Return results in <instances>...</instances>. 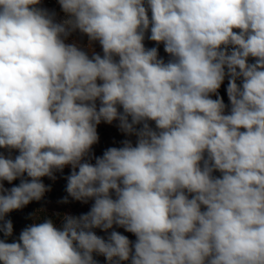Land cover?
<instances>
[{
    "label": "clouds",
    "instance_id": "9594fccd",
    "mask_svg": "<svg viewBox=\"0 0 264 264\" xmlns=\"http://www.w3.org/2000/svg\"><path fill=\"white\" fill-rule=\"evenodd\" d=\"M56 2L0 0V264H264V0Z\"/></svg>",
    "mask_w": 264,
    "mask_h": 264
},
{
    "label": "rangeland",
    "instance_id": "374dc122",
    "mask_svg": "<svg viewBox=\"0 0 264 264\" xmlns=\"http://www.w3.org/2000/svg\"><path fill=\"white\" fill-rule=\"evenodd\" d=\"M43 6L47 7L49 9H55L56 12L59 14V18H63V13L60 11L59 5L56 2V0H43ZM86 42V38H85ZM146 46L147 47H152L154 46L152 42L146 41ZM96 51H100L99 46H96ZM160 55L166 57V54L163 51V46H160L159 49ZM227 81H225V84L222 85L220 89V94L223 96L225 103H228L227 95L225 92ZM98 133L100 136V142L99 144L94 146V151L97 156H100L103 154V151L108 148V147H119L120 146V141L123 140L125 137L118 131V129L114 125H107V124H101L98 126ZM134 139V138H133ZM0 151H3L0 149ZM18 154V153H14ZM70 169L65 168L64 174L67 175L69 174ZM43 182L46 185H51L52 190L48 193L45 194V197L42 201L40 202H32L28 206H26L23 210H20V224L14 221V236H18L19 232L22 228L30 224L32 221L28 219L27 217L29 216L30 213L35 212L37 209L44 208L45 209V214L49 217H52V214L55 212L59 213H70L72 215H80L82 213H86L89 208H90V203L87 205L81 204L79 202H70L69 204H59L57 201H59L63 196L66 195L65 192V186H66V180L63 178V176L60 173H57V180L52 181L49 180L47 177L43 178ZM19 181H14L13 184H18ZM12 185L7 184L5 182V187H11ZM54 219H57L55 217H52ZM57 223H59V220L57 219ZM17 230L15 231V229ZM120 231L122 234L127 235L130 240H135V236L132 235L131 233H126L124 232L123 229H117ZM97 235L104 236L105 234L101 232L100 230H95ZM97 260L100 261V264H106L105 259L103 256H96L95 257Z\"/></svg>",
    "mask_w": 264,
    "mask_h": 264
},
{
    "label": "trees",
    "instance_id": "16d2710c",
    "mask_svg": "<svg viewBox=\"0 0 264 264\" xmlns=\"http://www.w3.org/2000/svg\"><path fill=\"white\" fill-rule=\"evenodd\" d=\"M19 215H20V210L19 211H13L12 213L9 214V218L14 222H17L20 224V219H19ZM14 225V224H13ZM17 230V228L15 229V231Z\"/></svg>",
    "mask_w": 264,
    "mask_h": 264
}]
</instances>
